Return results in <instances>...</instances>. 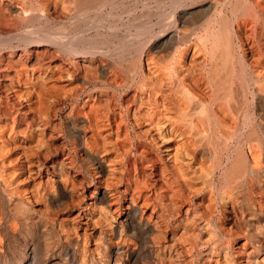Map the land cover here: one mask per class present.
I'll list each match as a JSON object with an SVG mask.
<instances>
[{
    "label": "bare ground",
    "instance_id": "1",
    "mask_svg": "<svg viewBox=\"0 0 264 264\" xmlns=\"http://www.w3.org/2000/svg\"><path fill=\"white\" fill-rule=\"evenodd\" d=\"M1 2L0 48L70 60L19 82L77 104L79 156L51 152L41 98L0 107V264H264V0ZM70 161L94 173L89 203Z\"/></svg>",
    "mask_w": 264,
    "mask_h": 264
},
{
    "label": "rangeland",
    "instance_id": "2",
    "mask_svg": "<svg viewBox=\"0 0 264 264\" xmlns=\"http://www.w3.org/2000/svg\"><path fill=\"white\" fill-rule=\"evenodd\" d=\"M3 11V12H1ZM5 12V13H4ZM0 31H4V30H10V28H12L14 24L12 23H15V18L12 19L10 21V18L11 16H8L9 14L7 13V10L4 6V4L1 2L0 3ZM4 17V18H3ZM9 17V18H8ZM3 20V21H2ZM7 21H9V23H7ZM150 22V21H147V23ZM7 24L8 26H12V27H7ZM43 24V23H42ZM42 25L40 24L39 26L38 25H35L34 28H31L32 30H28V31H37V33H32V34H29V32H27V29H22L20 32H24V35H26V32L28 35H35L37 36L38 38H47V37H51L50 35L51 34V30H53V27L51 29V24H43V26L41 27ZM50 26V27H49ZM16 27V26H15ZM48 27V29H47ZM40 28V29H39ZM35 29V30H34ZM47 29V30H46ZM46 30V31H45ZM124 30V29H123ZM43 31V32H42ZM40 33V34H38ZM68 35V33L66 32H60L59 35ZM71 33V32H70ZM126 34V31L124 30L123 33H119V36L121 34H123V36ZM103 34V33H101ZM26 35V36H28ZM58 35V37H59ZM62 35V36H63ZM94 35V34H93ZM62 36H60V38H62ZM63 36V37H65ZM100 36V35H99ZM103 37H105L106 41L107 40V34H103L102 35ZM107 44L108 43H111V41L109 42H106ZM105 43V44H106ZM15 45V46H14ZM25 46V47H23ZM35 46V47H34ZM40 45H36V44H30V45H17L16 43L13 44V46L11 45H7V46H3L0 48V107L4 110H10V109H14V108H18V110H20L21 112H28L29 111V107H33L35 106V108L39 107V105L37 104V102L40 100L39 98L42 99V105H40V108L43 109L46 111V122L48 124V130H47V133H46V139L50 145V150L53 154H56L59 156V154L61 152H63V154H68L71 158L73 156V158L75 156H79V152H78V147H76L78 144H77V139L74 138V136H70L68 133H67V129L65 128L66 127V118L67 116H70L71 113H74L73 109H76V105L75 102H73V100L71 99L70 96H64L61 94L62 93H58L56 94L54 90H44L45 88L42 87L43 86H51L52 82L50 83H47L45 81V83L43 82H38V83H35L33 84L31 87H27L25 85H22L21 82H23L22 80L19 82L21 78V74L24 73V70L26 69L27 74L29 76L31 75H35L36 72H38V70L40 69V72H42L43 74H46L48 75V71L44 70V69H47V66L48 64L50 63L51 66H54V65H57V67L60 66V68H69V70L71 69V65H68L70 64V60L68 59H65L62 55V53H59V51L56 52L57 49H52L48 46H43V47H39ZM9 47V48H8ZM16 47V48H15ZM18 47V48H17ZM48 47V48H47ZM23 48V49H22ZM16 49V50H15ZM13 50V51H12ZM31 50V51H30ZM40 50V51H39ZM54 50V51H53ZM28 53H26V52ZM45 51V52H44ZM53 51V52H52ZM39 53V54H38ZM55 53V54H54ZM57 53V54H56ZM36 56H34V55ZM61 54V56H60ZM4 55V56H3ZM58 55V56H56ZM52 56V57H51ZM60 56V57H59ZM17 57V58H16ZM55 57V58H53ZM20 58V59H19ZM27 58V59H26ZM53 58V59H52ZM47 59V60H46ZM50 59V60H49ZM65 60V61H64ZM12 61V62H11ZM46 61V62H45ZM84 60H78L76 61V64H77V68L78 69L77 71H79V73L85 71V69L88 68L87 67H84L83 64L85 65L86 63L83 62ZM8 62V63H7ZM11 62V63H10ZM65 62V63H64ZM7 63V64H6ZM54 63V64H52ZM64 63V64H63ZM67 63V64H66ZM17 65H19L17 67ZM82 65V66H81ZM8 66V67H7ZM21 66V67H20ZM27 66V67H26ZM86 66V65H85ZM79 67V68H78ZM13 68V69H12ZM20 68V69H19ZM84 68V69H83ZM18 69V70H17ZM42 69V70H41ZM82 69V70H81ZM88 69H91L90 67ZM16 70V71H15ZM21 71V72H20ZM23 71V72H22ZM35 71V72H34ZM20 72V73H19ZM35 73V74H34ZM4 74V75H3ZM7 74V75H6ZM15 74V75H14ZM31 74V75H30ZM55 74V72L53 73ZM14 77L13 80H12V76ZM19 75V76H18ZM56 75V74H55ZM54 75V77H56ZM5 76V77H4ZM19 79H18V78ZM11 78V79H10ZM32 78V77H31ZM53 78V77H52ZM51 78V79H52ZM10 79V80H9ZM15 80V82H14ZM18 80V81H17ZM12 81V82H10ZM8 85H6V84ZM21 85H20V84ZM40 83H41V86H40ZM43 83V84H42ZM58 83V84H57ZM56 85L57 86H61L59 84H61V82H57ZM11 85V86H10ZM28 89H27V88ZM5 88V89H4ZM11 88V89H10ZM36 88V89H35ZM41 90V92H39V89ZM14 89V90H13ZM11 92H10V91ZM31 90V91H30ZM44 90V91H43ZM7 91V93H5ZM23 92V93H22ZM30 92V93H29ZM49 92V94H47ZM14 93H18V95H23L24 97L27 96V97H30L31 99V103H27L24 99H22L19 103H14L13 102V97H14ZM21 93V94H20ZM32 93V94H31ZM38 94V95H37ZM46 94V95H44ZM53 94V95H52ZM60 94V95H59ZM41 95V96H40ZM86 95V93H85ZM36 96V97H35ZM26 97V99H28ZM35 97V98H34ZM38 97V99H37ZM46 97V98H45ZM52 97V98H50ZM65 97V98H64ZM83 97V98H82ZM86 97V96H85ZM55 98V99H54ZM57 98V99H56ZM64 98V99H63ZM81 99H79L78 101V105L79 103H81V101L84 99V94H82V96L80 97ZM49 101H48V100ZM63 99V100H62ZM105 97L103 98H100V101L101 103H105ZM6 100V101H5ZM24 100V101H23ZM36 100V101H35ZM55 100V101H54ZM2 101V102H1ZM5 101V102H4ZM52 101V102H51ZM108 105L110 106V108H112V99L110 100V98L108 97ZM60 102V103H59ZM13 104V105H12ZM17 104V105H16ZM15 105V106H14ZM31 105V106H30ZM38 105V106H36ZM11 106V107H10ZM17 106V107H16ZM48 106V107H47ZM9 108V109H8ZM50 108V109H49ZM53 108V109H52ZM12 109V110H13ZM72 109V110H71ZM43 110V111H44ZM49 110V111H47ZM51 110V111H50ZM54 110V112H53ZM11 111V110H10ZM44 111V112H45ZM56 111V112H55ZM68 111V112H67ZM67 112V113H66ZM70 113V114H69ZM53 115V116H52ZM55 115V116H54ZM67 115V116H66ZM50 116V118H49ZM50 120H49V119ZM29 121H31V119H28ZM26 119H22V120H19V123L21 124H26L27 121ZM22 121V122H20ZM52 124V125H51ZM54 126V127H53ZM64 126V127H63ZM65 130V131H64ZM58 132V133H57ZM63 134V135H62ZM71 137V138H70ZM68 139L70 140V142L68 141ZM74 139V140H73ZM63 140V141H62ZM61 141V142H60ZM76 141V143L74 142ZM52 142V143H51ZM73 143V144H72ZM69 144V145H68ZM64 146V147H63ZM57 147V148H55ZM60 148V149H59ZM73 150H72V149ZM77 148V149H75ZM74 152V153H73ZM73 164L70 163L68 164L67 163V166L64 168V173H66L69 178V180L72 182V183H75L74 185L76 186V188L78 189L80 195L84 198V202H87L89 203L91 200H92V196H93V176H94V173L93 171H78V169H76V167L72 168ZM69 166V167H68ZM76 169V170H75ZM76 171V172H75ZM68 172V173H67ZM75 173V174H74ZM65 174V175H66ZM88 174V175H87ZM93 174V175H92ZM82 181V182H81ZM91 192V193H90ZM88 193V194H87ZM70 212L73 214V215H76L77 214V210L76 209H72L70 210Z\"/></svg>",
    "mask_w": 264,
    "mask_h": 264
}]
</instances>
